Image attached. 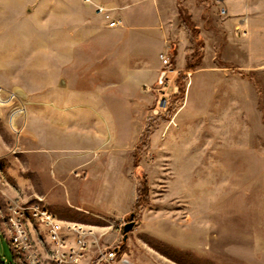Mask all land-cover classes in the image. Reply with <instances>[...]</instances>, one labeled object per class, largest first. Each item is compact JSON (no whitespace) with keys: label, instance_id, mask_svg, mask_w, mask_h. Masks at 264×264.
I'll use <instances>...</instances> for the list:
<instances>
[{"label":"rangeland","instance_id":"374dc122","mask_svg":"<svg viewBox=\"0 0 264 264\" xmlns=\"http://www.w3.org/2000/svg\"><path fill=\"white\" fill-rule=\"evenodd\" d=\"M132 1L56 0L54 39L48 0H0L1 260L16 264L8 204L37 201L53 211L51 199L83 213L81 222L57 220L61 232L75 234L60 244L24 221L42 264H55L57 246L78 249L76 229L87 244L70 264H264V22L247 32L216 0H177L178 17L158 25L167 32L166 49L147 37L145 43L119 33L86 42L76 34L79 16L94 28L104 24L92 2L119 11ZM170 1L133 5L137 32L155 31L157 12L164 15ZM236 1L252 19L251 0ZM54 43L57 55L49 53ZM161 54L171 61L169 96L162 98ZM112 61L121 64L118 82L99 86L105 92L99 110L114 136L109 146L100 144L103 127L93 129L99 115H88L78 101ZM141 64L152 68L133 69ZM61 107L70 122L57 126L66 122ZM145 183L148 200L134 209ZM111 251L113 259H102Z\"/></svg>","mask_w":264,"mask_h":264},{"label":"crops","instance_id":"0c3cea01","mask_svg":"<svg viewBox=\"0 0 264 264\" xmlns=\"http://www.w3.org/2000/svg\"><path fill=\"white\" fill-rule=\"evenodd\" d=\"M172 1V2H171ZM170 1V6L167 7L164 13V15H160L159 12L158 13V22L156 24V30L155 31H151V30H147L146 29H142L143 33L141 32L140 34L137 32V29H135V27H137V25L134 23H131L132 19H131V16H130V13L128 12V10L133 6V5H138V4H143V5H150L148 3H153L154 6L156 8H158V3L156 2V0H133L132 2L128 3L127 5H124V6H121L120 7V10L117 11V8L115 7H112L109 3L104 4V3H101V2H92L94 4V8L97 6V5H100V4H103L105 5L106 7H109L111 9H115L116 12H112L114 16L116 17H119L122 19V25L120 26H117V27H109L105 21V19H103V23L102 25H99L97 26L96 28H94V25L92 24V21L87 19L86 17L84 16H79V21L81 22V26L80 28H75V27H72V30H76V34H79L78 36L79 37H83L85 39L86 42H88L89 40H92L98 36H105V35H113V34H123V35H128V37H130V39H142L145 43L146 41L149 39L150 41V44L151 43H154V44H160V43H163L164 44V47L162 49H166L168 46L165 45L166 43H164V36L167 35V32L164 31V30H160L161 28V25L158 26L160 23L162 24H168L171 20L174 19L175 16L178 17V14H177V0H171ZM217 2L219 3H222L226 8H224V11L225 12H230L231 15H230V18L229 20L231 22H237L240 24V27L243 26L247 29V32H249V28L251 27V24L254 23V22H259V23H263L264 22V0H251L250 2V6H252V9H253V14H254V17L251 19L249 15H246L245 13H242L243 11L239 9V6L237 4V1L235 0H216ZM248 4V2H246V5ZM48 5H49V8H50V12H52L53 10V13L50 14L49 16V29H50V32L53 31L54 35H53V38L55 39L56 38V24H57V15H56V0H48ZM129 14V15H128ZM160 15V16H159ZM98 18V16H97ZM70 18H66V21L69 22V21H77V16L75 17H71V19L69 20ZM132 24V25H131ZM169 27V25L167 26ZM248 27V28H247ZM136 31V32H134ZM145 31V32H144ZM70 33V31H69ZM169 34V32H168ZM51 35V34H50ZM147 35V36H145ZM52 36V35H51ZM51 36H50V39H51ZM134 37V38H133ZM148 39H147V38ZM55 41V40H54ZM166 42V41H165ZM135 43V42H134ZM186 46L185 47H188L187 45L189 44H185ZM183 46H179V49L181 50ZM53 49V50H52ZM64 54L67 55V54H72L73 50L72 48L69 49V48H65L64 49ZM140 52L142 53V50H140ZM49 53H52L54 55H57V50H56V44L54 43V46L52 48L49 49ZM59 53H62V52H59ZM81 53L82 54H85L86 52L81 49ZM107 54V53H106ZM118 65L117 67L115 65ZM120 62L116 61V63L114 61L111 62L110 66L108 65V67L106 69L103 70V72H98L97 76L95 77H92L93 80H96L97 81V86L95 88H92V89H86V90H83V93L80 95V98L78 101V104L87 108V110L89 112H87L88 115H92L94 114L95 112L99 115V120L98 122L95 124V126L93 127L94 130H96L98 128L99 131L100 130V127H103L104 131L106 133L104 138L102 137V140L104 141H101L100 144H106L105 142H109V146H112L113 144V139H114V136H113V132L111 130V127L109 125V123L107 122V119L109 116H106L105 114L102 113V111L99 110L100 106H102V103L104 102V91H101V89H99V86L100 87H103V86H113L115 85L117 82H118V79H119V73H120ZM158 65L155 66V68H158L157 67ZM162 66V65H161ZM38 67L40 68V63H38ZM152 67L148 66V65H137L135 67H133V69L135 70H138V71H143V70H147V69H150ZM118 73V76L116 75ZM92 76V75H91ZM90 76V77H91ZM124 77L125 78H128L132 84H136L137 80H136V75H130V74H127V73H124ZM65 85H66V82H65ZM73 104V102H70L69 103V106L65 107V109L67 108H70V106ZM62 109L60 111H58L59 114H61L63 117V119H66V122H63V121H57L56 123H58L59 125L57 126H60L61 124H66L67 122H70V120H68V117L66 115L63 114V107H61ZM59 118V117H58ZM68 120V121H67ZM68 124V123H67ZM92 129V130H93ZM49 133H51V131L49 130ZM107 134V135H106ZM99 137V136H98ZM93 140L94 142H96V137H93V136H90L87 138V140ZM97 145V143L94 145V146H89L90 149L92 150L93 148H95V146ZM88 158L90 157V155L87 156ZM39 175H40V181L42 182V177H41V174L39 172ZM79 179L78 181V186L81 190V184H82V179L81 178H77ZM47 202L53 206V212L56 214V216L58 217V219L60 220V223H64V222H81L79 221L77 218L78 216H80L82 210H79L77 208L75 209H70L69 207H71V202H68L67 206H62V205H59L57 203H55V201L53 202L51 199L47 200ZM58 206H61L63 208H66V210H60L58 208ZM97 213H101V214H110L111 212H109L108 210H105V209H98L96 211ZM34 222V225H38L39 229L40 227H44L43 224H41V222H37V221H33ZM38 223V224H37ZM37 227V228H38ZM63 236L66 238V240L68 242H72L74 240V236L75 234L71 233L70 231H66L64 230L63 232ZM44 239L41 238V242L44 243V244H47L48 242V239H47V236L44 235ZM46 239V240H45Z\"/></svg>","mask_w":264,"mask_h":264},{"label":"built area","instance_id":"2783aa9c","mask_svg":"<svg viewBox=\"0 0 264 264\" xmlns=\"http://www.w3.org/2000/svg\"><path fill=\"white\" fill-rule=\"evenodd\" d=\"M97 14L103 16L107 25L109 27H117L122 25V19L116 17L111 12V8L106 7L103 4L96 6ZM161 59L163 65L166 67L161 70L159 83L163 88V91L160 93L161 98L163 96H169L168 94V77L170 70L167 69V66L171 64L170 58L167 54H161ZM159 108V106H157ZM9 214L6 217V222L10 224L11 227V243L14 250V259L16 264H42L39 257L34 255L29 246L28 232L26 230L24 221L32 220L41 222L43 228L47 231V236L53 242V244H60L66 241L63 233L59 230L57 220L58 217L56 214L47 206L40 204L39 202H32L26 204L10 203L8 204ZM79 229V228H78ZM77 231V242L78 249L70 248L69 250L62 251L61 248L55 249L53 255V261L55 264H70L74 256H81L84 253V248L87 244V237L82 235L83 233L79 230ZM115 257V252L111 251L104 255L102 259L110 261ZM0 264L4 262L0 258Z\"/></svg>","mask_w":264,"mask_h":264},{"label":"trees","instance_id":"16d2710c","mask_svg":"<svg viewBox=\"0 0 264 264\" xmlns=\"http://www.w3.org/2000/svg\"><path fill=\"white\" fill-rule=\"evenodd\" d=\"M186 26L188 27V29H191L190 26H189L188 24H187ZM189 68H190V69H193V68H192V64L189 65ZM181 92H183V89H181V90L179 91V93H181ZM148 137H149V132H146V135H145V138H144V139H147ZM136 148L139 149L140 146L138 145ZM147 191H148V188H147V184L145 183V184L143 185V187L140 189V197L138 198L137 202L135 203L134 209L138 208L139 205H141V203H142L143 201H147V200H148V194H147ZM132 214L134 215V212L131 213V215H132ZM131 215H130V216H131Z\"/></svg>","mask_w":264,"mask_h":264},{"label":"water","instance_id":"95a60500","mask_svg":"<svg viewBox=\"0 0 264 264\" xmlns=\"http://www.w3.org/2000/svg\"><path fill=\"white\" fill-rule=\"evenodd\" d=\"M61 83H62V84H65V81H64V80H61ZM133 217H134V215L132 214V215L130 216L131 221L127 222V223L124 225V233H125V234H124V239L127 238V236H128V232L134 227L135 221L133 220Z\"/></svg>","mask_w":264,"mask_h":264}]
</instances>
